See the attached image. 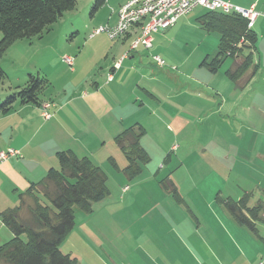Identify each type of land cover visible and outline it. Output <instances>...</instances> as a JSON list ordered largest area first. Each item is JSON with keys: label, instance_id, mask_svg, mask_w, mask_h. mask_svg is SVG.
<instances>
[{"label": "crops", "instance_id": "1", "mask_svg": "<svg viewBox=\"0 0 264 264\" xmlns=\"http://www.w3.org/2000/svg\"><path fill=\"white\" fill-rule=\"evenodd\" d=\"M128 1L106 0L87 27L76 29L75 35L80 30L85 32L84 40L75 49L59 50V45L42 44L44 36L38 38L39 42L26 41L24 52L34 47L41 50L44 67L26 69L18 74L20 77L14 75L15 82L10 79L13 76L7 63L23 44L20 41L12 44L0 60L9 88L20 87V82L29 75L44 76L48 81L40 106L16 103L10 113L0 115V152L9 148L19 152V156L0 161V213L15 207L19 193L42 180L49 169L58 168V152L71 151L78 157H88L105 175L107 169L103 167L110 164V158L119 170L123 169L124 156L119 159L118 148L109 154L108 138L112 140L125 129L139 125L145 132L140 146L149 156L150 164L157 167L148 170L150 165H146L140 178L133 181L116 171L115 191L112 193L108 187V197L94 204L92 213L79 226L74 224L60 251L82 262L84 248L83 252L89 253L90 264H148L146 247L139 235L128 236L114 245L108 240V227L112 224L121 232L145 216L155 203V195L160 196L163 191L159 178L167 177L171 165L176 163L180 167L172 171L171 179L180 174L181 168L190 172L187 193L175 185L192 214L182 221L173 220L175 235L170 239L185 245V249L180 247L187 259L181 261L175 253L167 250L169 254H165L154 246L149 255L151 264H256L259 260L264 264V236L257 228L264 220L256 223L257 238L214 203L216 193L232 198L235 191L224 186L229 180L233 186L245 169L246 173L255 170L259 178L244 189L236 187L239 194L245 189L257 190L256 194L264 201V0H226L243 8L254 6L259 13L251 29L256 36L251 50L253 65L236 82L230 81L225 72L242 61L241 55L230 58V62L226 60L216 73L202 65L205 59L216 55L219 40L217 34L204 30L198 21L205 14L204 9L194 14L199 9L196 8L174 26L155 33L150 50L139 47L129 51L130 41L138 34L137 28L109 42L104 34L89 38L91 31L103 24L114 26L119 8ZM181 40L189 53L183 54V60L175 61L169 48L174 44L180 47ZM126 52L127 57L115 70L114 63ZM64 55L73 58V66L68 70L62 60ZM153 56L178 67L180 76L158 67ZM44 103L49 104V119L42 116ZM206 115L218 124L219 137L192 140L188 134L195 129L200 135L199 126L209 119ZM159 130H164L159 140L152 139L151 134ZM164 139L167 141L163 142ZM211 176L216 182L209 189L202 188L204 180ZM125 187L128 190L123 192ZM116 192L120 195L118 202L113 201ZM0 235V244L12 238L1 221ZM153 238L159 240L160 236Z\"/></svg>", "mask_w": 264, "mask_h": 264}, {"label": "trees", "instance_id": "2", "mask_svg": "<svg viewBox=\"0 0 264 264\" xmlns=\"http://www.w3.org/2000/svg\"><path fill=\"white\" fill-rule=\"evenodd\" d=\"M105 1L95 0L91 13L100 9ZM75 4L76 0H0V60L16 41L41 38ZM198 21L204 30L219 37L216 55L205 59L202 65L209 72L216 73L227 58L241 55L242 61L225 72L230 81H238L253 65L251 50L256 36L252 30H247V21L236 15L212 11H205ZM5 80L6 75L0 67V85ZM47 85L44 76L29 75L26 84L16 87L0 104V115L9 113L16 103L40 106L41 94ZM144 134L141 126L134 125L113 138L126 165L119 170L113 159L108 161L128 181L136 179L150 160L140 146ZM56 159L57 169H49L42 180L19 193L15 207L0 213V221L12 234L11 239L0 244V262L79 264L76 258L63 254L60 246L74 228L73 208L90 215L93 205L109 195L107 177L88 157L62 151L56 153ZM160 184L178 203L184 202L168 176ZM42 198L48 204H44ZM28 199L31 204L27 205ZM216 201L239 227L257 234L256 223L264 220L262 204L248 206V194L237 201L217 196Z\"/></svg>", "mask_w": 264, "mask_h": 264}, {"label": "rangeland", "instance_id": "3", "mask_svg": "<svg viewBox=\"0 0 264 264\" xmlns=\"http://www.w3.org/2000/svg\"><path fill=\"white\" fill-rule=\"evenodd\" d=\"M94 1L95 0H76V4H75L74 8L72 10L64 13L62 15V17L60 19H58V21L56 23L51 25L50 29H52V30L50 31L49 34L45 33L43 35L44 39L40 42L42 44L52 43L54 45H59V47H58L59 50L62 47L75 49L77 47V45L80 42H82L81 40H84V32H85V31L82 32V30H80L81 31L80 34L75 35L76 29L79 30V29H82L84 27H87L86 24L90 23L91 19L93 18V15H95V14L98 15L99 12L101 11V8H100L96 12L91 13V9L93 7ZM200 11L203 12V9L199 8V9L195 10L193 13L196 14V12H200ZM97 15H96V20L99 18V16H97ZM103 25H101V26H103ZM0 38H1V34H0ZM29 40H33V42H39L38 38L18 40L23 44V46L20 48V50L18 49V51H19L18 54H16V56H14L13 58L11 57V60L8 61V63H7V68L12 71L11 75L13 77L10 78L12 80V82H15V81H13L14 75L20 77V75H18V74H21L22 72H24V70L33 69L36 66H39V67L41 65L43 66V64L45 63L43 61L42 57L40 56L41 50L36 51L35 50L36 47H34L32 49V51H28L26 53L24 52L26 41H29ZM109 40L110 39H108V42H109ZM18 41H16V42H18ZM176 45H178V44L170 45L169 53H172V55H173L172 58L175 61L183 60L184 59L183 54L189 53V51L184 47V43L182 44V40H181V44L179 43V45H181L180 47H175ZM59 53H60V55H62L61 54L62 51H59ZM4 54H3V56H4ZM66 56L67 55H64L62 58L66 57ZM68 57H71V56H68ZM160 58L165 62V65L162 67L164 71H168L169 73H173L177 76H180L178 73L179 69H177L178 67H176V66L172 67L168 64L167 60H165L162 57H160ZM193 58H195V56H193ZM226 60L228 62L231 61L230 58H227ZM66 68L68 70V68H70V66L67 65ZM224 68H225V66H224ZM27 79H28V77H27ZM27 79L24 80V82H20V83H22V84H19V85H21L20 87H23L26 84ZM15 88L16 87H10L9 88V84H8L7 80H5L4 83L0 85V99H1L0 104L4 101V99L8 95H10L13 91H15L14 90ZM1 116H3V115H1ZM205 117L209 118V119H207L202 126H199L198 130L201 131V132H199L200 135L197 133V130H195V129L192 130L188 134V136L192 140H199V139L206 140L208 138L215 140L216 136L219 137L218 124L214 120H212V117L210 115H206ZM162 132H164V130L163 131L159 130L158 132L155 131L154 133L151 134L150 137L154 140H159V137L162 134ZM108 135H110V134L108 133ZM149 140L151 141V139H149ZM166 141L167 140L164 139L163 142H166ZM113 144H114L113 139L111 140L110 138H108V152H109V154L112 153L111 150L113 151V149L117 148L115 146V144L114 145ZM175 146L177 147L178 144L176 143ZM208 147L211 149L212 144L209 145ZM9 149H12V148H9ZM119 152H120V150L118 151L119 155H117V156H119V159H120V156L122 157V153L121 152L119 153ZM96 155L98 157H100L99 153ZM252 157L258 158L257 156H254V155ZM118 162L120 163V160ZM147 165H150L148 167V170H151L153 167H157V165L155 163L150 164V160H149ZM179 167H180L179 164L173 163V165H171L173 173ZM103 169L105 171L107 169V172H106V175L108 176L107 187H109L111 189V192L113 193L115 191V188H116L115 177L117 176L116 175L117 172L115 169H113V167L110 164L105 165L103 167ZM245 170H243V172L240 173L241 178L235 179L233 186H232V181L229 180L226 182L224 187H232V189L235 191L231 195V197L233 198L234 201H237V200L241 199L243 197V195L248 194V206L253 207L259 201L262 202V204L264 205L263 197L261 195L256 194V192H258L257 190L254 192V190L249 191L250 190L249 189L248 190L249 192H248L245 189L246 191L242 190V192L239 194L238 188L244 189V187L251 185V183H253L254 181H257L259 178V177H257V174L254 173L255 170L251 169V171H249V173H246ZM172 171H170V174L167 175L168 179H170L172 182L174 180L176 183L173 182V184L174 185L178 184L181 191L183 193H187L189 191L188 185L190 182V172L187 173L186 168H184V170H183V168H181L180 174L174 175L173 179H171ZM143 174H144V172H143ZM164 178H162V179L159 178L158 182L160 183V181L163 180ZM213 182H216V178H213L212 176L208 177L207 179L204 180L202 188L209 189L210 185H212ZM129 187H131V184H129ZM175 187L177 188L176 185H175ZM236 187H238V188H236ZM250 187H252V186H250ZM125 188H127V189L124 190ZM125 188H123V190H122L123 192L128 190V187H125ZM162 190L163 191L161 192L160 196L155 195V199L154 198L151 199V201L154 199L153 201H155V203H152V208L147 210V212H145L146 215L141 217L140 219L134 221L128 228H126L120 232L119 230L117 231V228L112 224H110L108 227V240L112 241L114 245L120 243L122 239H125L128 236H135L136 237L137 235H139L138 239L141 242H144V243H142V245H144L146 247V255L148 257V264H151V261L149 260V255L152 254L154 246H158L160 252H162V253L169 254L167 250L175 253V255L181 261L187 259V255H184L185 245L182 242H178V240L176 242H174L172 240L175 234L173 232L174 228H173V226H171V223L173 222V220H174V222H175V220L182 221V220H184L185 216L190 218L192 212L189 208L188 203L183 199V197L180 194L179 195L181 196V198L184 201L183 203H178L172 197V195L170 193H168V192L166 193V190L163 187H162ZM225 194H227V193H225ZM119 196H120L119 193L116 192V195L114 196L113 201L118 202ZM217 196L222 197L221 194L216 193L214 196V203H216L218 206H221L216 201ZM149 197H151V196H149ZM225 198H229V197H225ZM42 202L44 204H48V202L43 198H42ZM26 204L27 205L31 204V200L28 199L26 201ZM263 209H264V206H263ZM73 211H74V223L77 224V226H79L78 224L80 223V221L83 220V218H87L88 216L83 214L77 207H74ZM241 228L244 230H248L244 227H241ZM257 228L260 230L262 236H264V224H258ZM72 231H71V233H72ZM70 234L67 236V238L64 240V242H66V240L68 239ZM119 236H121V237H119ZM154 236H157V237L160 236V239L159 240L154 239L153 238ZM109 237H110V239H109ZM255 237H257L256 234H255ZM170 238H172V239H170ZM257 241L259 242V239H257ZM2 243H4V242H2ZM103 244L106 246V243H103ZM113 244H110V242L108 243V245L112 246L111 248L114 250ZM96 246L98 247L99 245L96 244ZM180 246L183 247L184 249L181 248ZM71 248H73V247H71ZM83 251H85L84 248H83ZM83 251H82V255L84 256V258H83L84 260H82V262H80L79 259H77L76 257L75 258L78 260L79 264L80 263L81 264H90L91 260L89 258V253L88 252L85 253ZM243 251L246 255L249 254L247 252V250L243 249ZM242 258L246 259L243 256H242ZM259 261H261V260H259ZM258 262L256 264H258ZM0 264H4V263L0 262Z\"/></svg>", "mask_w": 264, "mask_h": 264}, {"label": "built area", "instance_id": "4", "mask_svg": "<svg viewBox=\"0 0 264 264\" xmlns=\"http://www.w3.org/2000/svg\"><path fill=\"white\" fill-rule=\"evenodd\" d=\"M202 8L205 11L219 12L224 15H236L247 21V30H251L259 13L254 6L243 8L226 0H129L122 5L117 12V22L114 26L103 25L91 31L89 38L105 34L108 39L116 40L126 34L131 28H137L138 34L130 41L129 51L142 47L150 50L153 44V35L160 30L172 27L181 18L195 10ZM243 42V39L241 40ZM128 52L114 63L115 70L120 68L121 62L127 57ZM66 65L73 66V58L64 57ZM153 62L160 68L165 62L159 56L152 57ZM111 79V75L108 77ZM48 103L41 106L42 116L49 119L47 112ZM19 156L14 149L0 152V161H6L12 157ZM125 188L124 190H126ZM258 264H263L259 261Z\"/></svg>", "mask_w": 264, "mask_h": 264}]
</instances>
